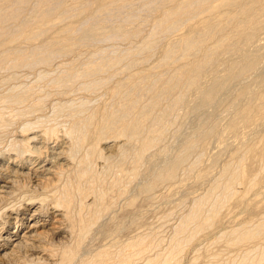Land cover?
I'll return each instance as SVG.
<instances>
[{
	"label": "bare ground",
	"instance_id": "bare-ground-1",
	"mask_svg": "<svg viewBox=\"0 0 264 264\" xmlns=\"http://www.w3.org/2000/svg\"><path fill=\"white\" fill-rule=\"evenodd\" d=\"M144 10L157 15L141 18ZM259 125L264 0H0V264H264V147L260 173L245 181L252 142L240 141ZM213 139L208 170L239 144L217 171L203 172ZM193 177L201 188L208 179L204 192L191 193ZM135 189L144 202L182 189L192 200L169 209L163 225L156 215L160 235L143 221L145 234L121 240L110 228L96 243L97 227L133 207ZM246 197H255L253 213L213 231Z\"/></svg>",
	"mask_w": 264,
	"mask_h": 264
},
{
	"label": "rangeland",
	"instance_id": "rangeland-1",
	"mask_svg": "<svg viewBox=\"0 0 264 264\" xmlns=\"http://www.w3.org/2000/svg\"><path fill=\"white\" fill-rule=\"evenodd\" d=\"M25 10H26V9H25ZM25 10H24V11H25ZM141 13H142V15L140 16L141 18H144V17L147 18V15L149 14V15H148V16H150V18L148 17L149 20H152L153 16L157 15V11H156V12H153V13H152V12L150 13V12H146V11L144 10V13H146V16H145V14H143V11H139V14H141ZM147 13H148V14H147ZM151 14H152V15H151ZM143 16H144V17H143ZM140 17H139V18H140ZM151 17H152V18H151ZM141 18H140V19H141ZM148 18H147V19H148ZM142 20H143V19H142ZM149 20H147V21H149ZM139 21H141V20L138 19L137 23H138ZM137 23H136V24H137ZM143 23H144V24H147L148 22H147V23H146V22H143ZM149 23H150V21H149ZM136 24H134V26H135ZM150 24H151V23H150ZM140 25H142V23L139 24V26H140ZM143 26H144V25L141 26V29L143 28L142 32L144 31L143 34H144V33L147 34L148 31L150 30V29H149L150 26H148V24L145 25L146 28L143 27ZM131 27H133V26L131 25ZM147 27H148V28H147ZM144 29H145V30L147 29L146 32H145ZM148 29H149V30H148ZM183 30H184V29H183ZM183 30H182V31H183ZM180 32H181V31H180ZM165 37L168 38V35H166ZM135 38H136V37H135ZM135 38L132 39V43H133L134 40H136V43H135L134 45L139 44L140 42H137V41H139V40H137V39H139V38H136V39H135ZM167 38H166V39H167ZM162 41H165V38H164V40H163V38H162ZM106 42H107V41H106ZM106 42H103V43H106ZM108 42H109V41H108ZM108 42L106 43V45H108ZM127 42H128V41H127ZM127 42H126V43L124 42V44H128ZM134 42H135V41H134ZM160 42H161V41H160ZM103 43H99V45H105V44H103ZM110 43H112V41H110L109 44H110ZM113 43L115 44L114 41H113ZM116 43H117V44H116V47H117V46L119 45V43H120V46H118L119 48H120L122 45H124L122 42H119V41H117ZM124 46H125V45H124ZM124 46L121 47V48H124ZM84 47H86V46H84ZM84 47H83V46L81 47V48H83L82 50L87 49L89 46L86 47V48H84ZM160 47H161V45H159V47H156V48L159 49V50L157 49L158 51H160ZM156 48L153 49V50L157 51ZM151 51H152V50H151ZM149 52H150V51H149ZM152 52H153L154 54H153ZM152 52H151V54H153V55L150 54L149 57H150V61L153 62V61L155 60V58H156L155 56H157V59L159 58V57H158V53H159V52H158V53H157V52H154V51H152ZM156 53H157V54H156ZM152 56H153V57H152ZM151 57H152V58H151ZM151 59H152V60H151ZM157 59H156V61H157ZM156 61H154V62H156ZM206 80H207V78H206L204 81L206 82ZM205 82H203V84H204ZM189 97H190V98H189ZM189 97H188L189 100H187V101H191V100L194 98L193 95H192L193 98H192L191 96H189ZM188 103H190V102H188ZM185 109H186V108H185V106H184L183 110H185ZM206 118H207V117H206ZM206 118H205V119H206ZM219 118H220V117H219ZM196 121H198V123H199V120H198V119L194 120V121H193V124L189 126L190 129H187V127H188V126H187L186 129H185V132H184L185 134H184V133H181V135H180V136H182L181 138H180V136H178V137L176 136L177 138H180V140L178 139L179 141L176 139L177 141L174 140V141H176V142H175V143H172V144H174V146L176 145V149H177V146H179V144L181 145V143H182V141L184 140V138H187L186 135L189 136V134H187V133H188V132H191V130L196 126V125H195V124H196ZM221 121H222V122H221ZM221 121H220L221 124H223V120H221ZM198 123H197V124H198ZM194 125H195V126H194ZM256 127L258 128V126H255V129H256ZM260 127H261V125H259V128H260ZM252 128L254 129V127H252ZM252 128H251V130H252L253 132H252L251 130H250L251 132L249 131V132L251 133V134H250L251 139H249V137H250V136H249V133H247V135H245L246 138L243 136L244 138L242 137V138H243L242 140L239 139L240 141H242V143H243V142L246 143V144L248 143V145H251V144H252V145H251L252 148L250 149V150H251V153L249 152V153L247 154V155H249L248 159H246L245 162L243 161V163L246 164V165L243 164L244 167H245V172H244V176H245V177L243 178V180L246 179L245 181H247L248 176H249V178H250L251 176H253V175H254V176H255V175L257 176V175H258L257 172L260 173V171H257V170H258L259 168L262 167V166H260L258 163H261V160L259 161V158L261 159V153H262V150H263L262 147H264V146H263V144H264V142H263L264 139H263V138H262V139H259V138H260V135H259V134H261V137H263V135H264V131H263V129H264V128H263V129H262V127L260 128V129H261V132L259 131L260 129H259V130H258V129H256V130L254 129V130H253ZM255 131H256V133L258 134V136H257V134H256V135L254 134ZM258 131H259L260 133H259ZM262 132H263V133H262ZM183 134H184L185 136H183ZM253 134L257 137V139H256V137H255ZM252 135H253V138H252ZM247 136H248V137H247ZM258 139H259L260 141H259ZM244 140H245L246 142H245ZM248 140H249L250 142H252V143L249 144V142H247ZM253 140H255V141H253ZM256 140H257V141H256ZM212 141H213V142H211V144L208 145V146H206L205 148H207V147H210V148H211V147H212V148L215 149L214 141H215V143H216V139H215V140L213 139ZM172 142H173V141H172ZM177 142H178V143H177ZM255 142H256V143L258 142L256 145H258L259 142H260L259 147L255 145ZM262 142H263V144H262ZM176 143H177L178 145H177ZM212 143H213L214 145H213ZM253 143H254L255 146L253 145ZM236 144H237V145H236ZM236 144L233 145L234 147H231V148H230L231 150L229 149L230 151L233 150L232 153H230V151H229V152H226V153H225V157H222V156H224V154H222V155L219 154L220 156L218 155V157H219V158H225V159H222V160L225 161V160H227V158L229 157V155H230V156H231L232 154L235 155L234 153H236V151H237V150H236V147L238 146L239 143L236 142ZM235 146H236V147H235ZM251 146H250V147H251ZM253 146H254V147H258L259 149L257 148L258 150H256V149L254 148L255 151H253V150H252V149H253ZM260 146H261V148H260ZM172 147H173V145H172ZM210 148H209V149H210ZM232 148H233V149H232ZM234 148H235V150H234ZM260 149H261V151H260ZM216 150H217V149H216ZM207 151H208V148L205 150V153L208 154V158H207V155H206V154L204 153V151H203L202 156L204 155V158H205L206 160H204V158L202 157V163H201V165H202L203 163H205L204 165H206L207 167H205L204 165H202L201 167H199V168H201V171H203V172H205V171H207V170L209 169V168H208V167H209L208 165H210V161H209V163H208V160L211 159L212 155L214 154L213 151H212V149H210V151H212L211 154H210V151H208V152H207ZM252 151H253V152H252ZM259 151H260V152H259ZM214 152H215V151H214ZM212 153H213V154H212ZM259 153H260V154H259ZM209 154L211 155V157H209ZM227 154H229L228 157H227ZM205 155H206V156H205ZM233 155H232V156H233ZM247 155H246V156H247ZM255 155H256V156H255ZM232 156H231V157H232ZM258 156H259V157H258ZM231 157H229L228 159H230ZM254 157H255V158H254ZM257 157H258V158H257ZM203 160H204V161H203ZM222 160L219 159V162H220V163L218 162L217 165H216V164L214 165V166L216 167V169H219V165H221V164L224 162V161H222ZM256 160H257V161H256ZM206 161H207V162H206ZM221 161H222V163H221ZM258 161H259V162H258ZM206 163H208V164H206ZM252 165H253V166H252ZM258 165H259V166H258ZM203 166H204V167H203ZM214 166H213V168H211V166H210V168H211V169H214L213 171L215 172L216 169L214 168ZM263 166H264V165H263ZM202 168H203V169L206 168L207 170H206V169L202 170ZM247 168H248V169H247ZM256 168H258V169H256ZM211 169L208 170L207 172H211V171H212ZM254 169H256V170L254 171ZM199 170H200V169H199ZM243 170H244V168H243ZM260 170H261V169H260ZM213 171H212V172H213ZM216 171H217V170H216ZM246 172H248V173L250 172V173L248 174V173H246ZM253 172H254L255 174H253ZM251 173H252V175H251ZM246 174H247L248 176H247ZM259 175H260L261 177L258 176L259 179H257V180H259V181H257V180H256V181L259 182V183H258L259 185H260L261 183L264 184V181H263L262 179H261V182H260V178H263L264 171H262V173L259 174ZM246 176H247V177H246ZM194 178H195V179H198V178H196V177H193V179H191L192 181H194V182H192V184H190L191 181H189V183H187V181H186V183L188 184V188L190 189V186H191V190L193 189V191H192L191 193L198 194V193H197V190H199V188H200V189H203L202 192H204V191H205L204 188L206 189V184L209 183V182L207 181L208 179L206 178V180H205V178H202V179L200 178V179H201L200 182L202 181L201 183H204V185H201V186H203V187L205 186L204 188H203V187L201 188V187H200V184L198 183V182H199V181H198L199 179H198L197 182H196V180H194ZM141 179L143 180V178H141ZM263 179H264V178H263ZM142 180H141V182L143 183ZM205 181H206V183H205ZM207 182H208V183H207ZM186 183H184V188H183V189L186 188V187H185V186L187 185ZM197 183H198L199 185H198ZM185 184H186V185H185ZM189 184H190V185H189ZM193 184H194V186H193ZM195 184H197L196 187H195ZM198 186H199V188H198ZM207 186H208V185H207ZM262 186H264V185H262ZM263 188H264V187H263ZM183 189H182V191H181V190H179V191H181V192H185L184 194H183V193L181 194V192H179V191H178L179 194H178V192H177V194H178V195L181 194V196L184 195L183 197H185L186 199L188 198V199H190V201H191V200H192V199H191V195H192V194L189 192V189L186 188V189L188 190L189 194H191V195L187 194V192L185 191L186 189H185V190H183ZM136 190H138V189H135V193L138 192V193H137L138 196H134V191H133V193H132L131 195H132L133 197H135V199H132V197H130V199H131L132 201H133V200L135 201V202L133 201L134 204L136 203V200H141V202H140V201L137 202V203H136V206H135L133 203H131V205H130V202H132V201L129 200L130 202L128 203V207H129V205L132 206V204H133V207H130V210H129V209H125V208H123V210H122V209L120 210L119 207H118V209H119L121 212H123V213L121 214L120 212H118V213H120V214H117V213H116V215H115V216L118 217V220L121 219V220H119V221H122L123 219L125 220V218L127 217V218H126V223H125L124 220H123V224H122V222H121V224H120L119 221L117 220V218L114 217V219H115L116 221H118V222H115V223L113 222V223H111V224H112L111 227H110V225L107 226V227H109V228H107L106 226H105L106 228H104V227H102V226L97 227V232H95V234H92L91 236H93L94 239H95V237H96V233L98 234V236H99V235H102V233H103L104 236H103V235L100 236L101 238H98V237H97V238H98V241H97V239H96V241H95L96 243L99 242V240H102L103 237H105V235H106L105 233H107V232L109 231L110 228L116 230V229L118 228V227H116V226H118V223L120 224V226H119V228H118L119 230H118V229L116 230V231H118V232H116L115 230H113V233H114L115 235H116V234H117V235L115 236V235L111 232V236L114 235L115 238H116L117 236H119V238L117 237V239H121L123 236H124L123 238H125V234L128 233V234L130 235L129 232L132 231V230H135V229H137V230L132 231L133 233L131 232V235H130V236L127 234L126 237H127V236H128V237H134L136 233H137L138 235H139L140 233H141V234H142V233L145 234V233H144V232H146V228H145V227H146V226L148 227L149 224L153 226V224H154L155 222H156V224H154V225H155L156 227L160 228V230H158V228L156 229V227H152V226H151L152 228H151V227H149V228H151V230H153L154 232L151 233V232H150L151 230H150L149 228H147V232L150 233V234H153V235H154V234H156V235L159 234V235H160V233L162 234V232H163V231H162V230H163V227H162V229H161V226L159 227V225H157V224H159V223H157V221L160 222V225H163V224L165 223V222H163V221H165L164 218L167 219V217L170 216V214L168 215V213L170 212L169 209L172 210V207H173V211H176V210L183 211L182 209H185L184 206H185L186 204H187L186 206H188V205H189V202H190V201H188V199H187V200H186L187 203H185V202H186V201H184L185 198L182 200V201H184V202L179 201V200L182 199V197H181V199H180V198H179L180 196H178V195H175V196L172 195L175 199H174V198H173V199H172V198L170 199V197H172V196H166V197H167L166 199H165V197H161L159 200L157 199V200L155 201L156 203L150 202L149 200H148V202H147V200L144 202L142 196L139 195V194H140L139 191L136 192ZM191 190H190V191H191ZM195 190H196V192H195ZM263 190H264V189H263ZM200 192H201V191L199 190V193H200ZM137 194H136V195H137ZM186 194H187L188 196H187ZM194 194H193V195H194ZM177 196H178V197H177ZM186 196H187V197H186ZM189 196H190V198H189ZM136 197H140V198H136ZM252 197H253V196H252ZM162 198H163V199H162ZM168 198H169V200H168ZM176 198H177L178 201H176ZM178 198H179V199H178ZM244 199H246L244 203H246L247 205H249V206H247V205L245 204V205H246V206H245V205L243 204V205H244V208L246 207V210H243V205L240 206V207H237V206H236V204H237L238 202L240 203V199H238L237 203L234 202V201H235V200H234V201H233V205H232V203H230V204H231L230 206H231L232 208H231L230 206H229V208H231L232 210H233V207L238 208V209L241 208V209L238 210V209H235V208H234L233 211H231V209L228 210V212L230 211L229 214H231V212L233 213V216L230 215V216H232V217L228 216V214H227V216L224 217V218H223V217H222V218H221V217H218V218L216 219V221H215L216 224L213 225V226H214V227H213V231H214L216 228H217V230H218V228L220 229L221 227H223V228L226 227V229L229 228V227H231L232 224L234 225V223H236L235 220L237 221V218H238V219L240 218V220H241V219L245 216V213H246L247 210H248V212L251 210V212L253 213L252 207L254 206V203H251V202L253 201L252 199L255 200V197H254V198H249V199L246 197V198H244ZM250 199H251V200H250ZM142 200H143V201H142ZM162 200H163V201H162ZM164 200H165V201H164ZM170 200L173 201V203H175L174 201H176V203H175V206H176V207H177V203H178V202H179V203L181 202V204L178 203V204H179L178 206H181V207H177V208H181V209H177V208L175 209L174 204L171 206V208H168V207H170V205H169L170 202H169V204H168L167 201H170ZM159 201H162V202L164 203V204H163V203H162V204L165 205V206L168 204V205H167L168 207L166 206L167 211H166L165 213H163L165 210H164L163 212H161L163 209H165V206H163L162 204H159V203H158ZM166 202H167V204H165ZM253 202H254V201H253ZM145 203H146L147 205H146ZM160 203H161V202H160ZM171 203H172V202H171ZM182 203H183V204H182ZM184 203H185V204H184ZM234 203H235V204H234ZM239 203H238V204H239ZM250 203L253 204V205H251ZM140 204H141V205H140ZM148 204H149V206H152L153 204H156L157 206H156V205H155V206H156L158 209H160L161 206H162V210L160 209V212H159V210H156V207H155L154 205H153V206H154L155 209L153 208V206L150 207V208H153V209H150V208H148ZM150 204H151V205H150ZM142 205H143L145 208H147V212H146V209L142 211V209H144V208L142 207ZM160 205H161V206H160ZM234 205H235V206H234ZM250 205H251V206H250ZM138 206H139V208H138ZM146 206H147V207H146ZM158 206H159V207H158ZM182 206H183L184 208H183ZM136 207H137V208H136ZM141 207H142V208H141ZM163 207H164V208H163ZM247 207L250 208V209H248ZM131 208H132L133 210H134V208H136V210H134V211L131 212V210H132ZM124 209H125V211H124ZM137 209H138V211H137ZM174 209H175V210H174ZM150 210H151V211H150ZM168 210H169V211H168ZM235 210H238V212L243 210V211H244V212L242 211L243 213L239 212V213L243 214V216H241V214L239 215V213H238L237 211H235ZM135 211H137L139 214L136 212V213H137V215H136ZM153 211H157V213H155V212L153 213ZM173 211H171V212H173ZM179 211H178V213H180ZM225 211H226V209H225ZM142 212L144 213L143 215H142ZM145 212H146V214H147L148 212H150V213H148L149 215H148V214L145 215ZM167 212H168V213H167ZM171 212H170V213H171ZM176 212H177V211H176ZM176 212H174V213H176ZM234 212H236V213H234ZM251 212H250V213H251ZM124 213H125V214H124ZM129 213H130V214H129ZM152 213H153V214H152ZM160 213H163V215L160 214ZM174 213H173V216L175 215ZM178 213H176V215H177ZM126 214H128V216H127ZM131 214H132V215H131ZM133 214H135L134 217H133ZM151 214H152V216L155 215V216H153V217H154V220H153L152 217H151L152 220L150 219ZM166 214H167V215H166ZM171 214H172V213H171ZM234 214H235L236 216H235ZM121 215H122L123 217H122ZM124 215H125V216H124ZM129 215H131V216H129ZM139 215H142L143 218L146 216V217H145L146 220H143V219H142V216H139ZM156 215L158 216V220H157V216H156ZM159 215H162V219H161V216H159ZM164 215H166V217H164ZM237 215L240 216V217H238ZM136 216H137V217L139 216V217H138L139 219H138ZM119 217H120V218H119ZM124 217H125V218H124ZM132 217H133V218H132ZM135 217H136V218H135ZM140 217H141V220H142V221H140ZM155 217H156V219H155ZM159 217H160V220H162V221L159 220ZM163 217H164V218H163ZM171 217H172V215H171ZM252 217H253V214L251 215V217H250V215H249L248 218H252ZM134 218L136 219L137 224H136V221H134V220H135ZM145 218H144V219H145ZM168 218H170V217H168ZM219 218H220V219H219ZM225 218H226V220H224ZM227 218H228V221H227ZM233 218H234V219H233ZM132 219H133L134 222L132 221ZM137 219H138V220H137ZM222 219H223L224 222L222 221ZM229 219H232V221H230ZM115 220H113V221H115ZM127 220H128V222H127ZM156 220H157V221H156ZM130 221H132L133 223H135L137 226H136L135 224H134V226H133V223H131V224H132V226H131V224H129ZM143 221H144V224L146 223V224H145L146 226L140 224V222L142 223ZM154 221H155V222H154ZM221 221L223 222V224H221ZM225 221H226V222H225ZM229 221H230V223H229ZM238 221H239V220H238ZM238 221H237V222H238ZM150 222H152L153 224L150 223ZM161 222H163V224H161ZM218 222H220V224H219ZM232 222H233V223H232ZM138 223L140 224V226L142 225L140 229L145 228L144 230H141V232L138 231V228H139V227H138ZM148 223H149V224H148ZM225 223H226L227 226L225 225ZM115 224H116V226H115ZM218 224H219V225H218ZM228 224H231V225H228ZM121 225H122L123 227H121ZM124 225H125V226H124ZM126 225H128L129 228L126 227ZM215 225H216V226H215ZM113 226H114V228H113ZM219 226H220V227H219ZM95 227H96V226H95ZM131 227L134 228V229H132ZM99 228L103 229V232H102V230L99 229ZM120 228H122V229H120ZM124 228H125V230L128 231V232H126V231L124 230ZM127 228H128V229L131 228V230H128ZM153 228H155V229H153ZM104 229H105V230H104ZM112 229H110V230L112 231ZM140 229H139V230H140ZM122 230H124V231H122ZM148 230H149V231H148ZM95 231H96V230H95ZM99 231H101V232H100L101 234H99ZM105 231H107V232H105ZM114 231H115V232H114ZM120 231H121V232H120ZM143 231H144V232H143ZM155 231H156V233H155ZM157 231H158V232H157ZM159 231H160V233H159ZM119 232H120V233H119ZM125 232H126V233H125ZM147 232H146V233H147ZM134 233H135V234H134ZM107 234L109 235V232H108ZM112 234H113V235H112ZM118 234H120V235H118ZM122 234H123V236H122ZM132 234H134V235H132ZM211 234H212V233H211ZM211 234H210V235H207V236H208V238L212 241V240H213L212 238H214V237H212L213 234H212V235H211ZM147 235H148V234H147ZM94 236H95V237H94ZM109 236H110V235H109ZM111 236H110V237H111ZM120 236H122V237L120 238ZM128 237H127V238H128ZM211 237H212V238H211ZM123 238H122V239H123ZM150 238H151V237H150ZM203 238L205 239V237H203ZM208 238H207V240H208ZM94 239H92L91 241H93ZM122 239H121V240H122ZM87 240H88V241H87ZM87 240H86V243L89 244V241H90V240H89V239H87ZM213 241H214V240H213ZM92 243H93V242H92ZM96 243H95V244H96ZM218 243H219V244H218ZM218 243H217V245H216V244H215V245L213 244V245H214V249H218L219 246H220V248H224V244H223V242H222V243L218 242ZM88 244H87L86 246H88ZM93 244H94V243H93ZM95 244H94V245H95ZM220 244H221V245H220ZM90 245H91V243H90ZM94 245H93V246H94ZM84 246H85V245H84ZM86 246H85V248L83 247V249H81V251L83 252L84 255H87V254L89 255L88 252H87V253H85V252H86V250L90 252V251H91V248H90L91 246H88V247L90 248V250L87 249L88 247L86 248ZM215 246H216V247H215ZM83 250H84V251H83Z\"/></svg>",
	"mask_w": 264,
	"mask_h": 264
}]
</instances>
